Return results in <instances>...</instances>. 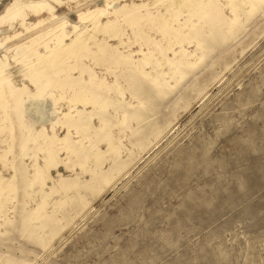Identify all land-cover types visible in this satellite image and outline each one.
Masks as SVG:
<instances>
[{"label": "rangeland", "instance_id": "1", "mask_svg": "<svg viewBox=\"0 0 264 264\" xmlns=\"http://www.w3.org/2000/svg\"><path fill=\"white\" fill-rule=\"evenodd\" d=\"M0 264H264V0H0Z\"/></svg>", "mask_w": 264, "mask_h": 264}, {"label": "bare ground", "instance_id": "2", "mask_svg": "<svg viewBox=\"0 0 264 264\" xmlns=\"http://www.w3.org/2000/svg\"><path fill=\"white\" fill-rule=\"evenodd\" d=\"M82 101H83V100H82ZM82 101H81V102H82ZM85 101H86V100H85Z\"/></svg>", "mask_w": 264, "mask_h": 264}]
</instances>
